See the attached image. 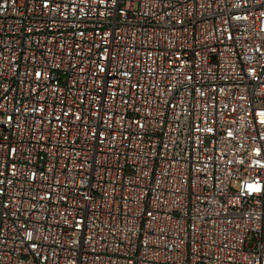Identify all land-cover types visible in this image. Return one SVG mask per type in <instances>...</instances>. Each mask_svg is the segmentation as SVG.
Instances as JSON below:
<instances>
[{"label":"built area","instance_id":"2783aa9c","mask_svg":"<svg viewBox=\"0 0 264 264\" xmlns=\"http://www.w3.org/2000/svg\"><path fill=\"white\" fill-rule=\"evenodd\" d=\"M0 264H264V0H0Z\"/></svg>","mask_w":264,"mask_h":264}]
</instances>
